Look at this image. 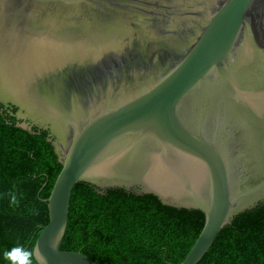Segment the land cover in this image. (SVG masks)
<instances>
[{
	"label": "water",
	"instance_id": "obj_1",
	"mask_svg": "<svg viewBox=\"0 0 264 264\" xmlns=\"http://www.w3.org/2000/svg\"><path fill=\"white\" fill-rule=\"evenodd\" d=\"M0 106L62 166L37 264H95L61 249L78 182L201 210L198 264L264 203V0H0Z\"/></svg>",
	"mask_w": 264,
	"mask_h": 264
},
{
	"label": "trees",
	"instance_id": "obj_2",
	"mask_svg": "<svg viewBox=\"0 0 264 264\" xmlns=\"http://www.w3.org/2000/svg\"><path fill=\"white\" fill-rule=\"evenodd\" d=\"M15 111V110H14ZM49 134L15 127L0 106V264L14 246L32 252L48 222V198L62 166ZM15 192L19 207H9ZM205 224L198 209L162 204L152 194L104 191L86 182L72 188L62 250L81 251L95 264H180ZM32 264H37L32 256ZM198 264H264V203L236 215Z\"/></svg>",
	"mask_w": 264,
	"mask_h": 264
},
{
	"label": "clouds",
	"instance_id": "obj_3",
	"mask_svg": "<svg viewBox=\"0 0 264 264\" xmlns=\"http://www.w3.org/2000/svg\"><path fill=\"white\" fill-rule=\"evenodd\" d=\"M9 207L15 210L16 207H19L20 199H23L21 195L18 199V196L15 192H9L7 194ZM51 246H54L51 245ZM4 259L8 261V264H32L33 253L29 250H26L22 246H14L10 250H6L3 253Z\"/></svg>",
	"mask_w": 264,
	"mask_h": 264
}]
</instances>
